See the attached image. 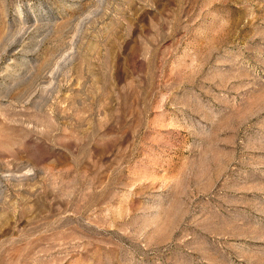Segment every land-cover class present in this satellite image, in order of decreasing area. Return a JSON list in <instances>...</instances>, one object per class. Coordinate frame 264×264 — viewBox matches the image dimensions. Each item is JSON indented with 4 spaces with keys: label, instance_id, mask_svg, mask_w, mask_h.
I'll return each mask as SVG.
<instances>
[{
    "label": "rangeland",
    "instance_id": "1",
    "mask_svg": "<svg viewBox=\"0 0 264 264\" xmlns=\"http://www.w3.org/2000/svg\"><path fill=\"white\" fill-rule=\"evenodd\" d=\"M0 264H264V0H0Z\"/></svg>",
    "mask_w": 264,
    "mask_h": 264
}]
</instances>
